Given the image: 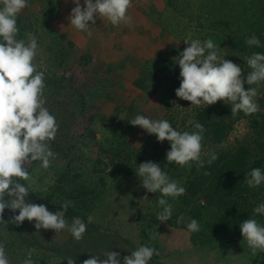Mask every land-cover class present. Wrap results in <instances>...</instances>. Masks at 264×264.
I'll list each match as a JSON object with an SVG mask.
<instances>
[{"label": "trees", "instance_id": "16d2710c", "mask_svg": "<svg viewBox=\"0 0 264 264\" xmlns=\"http://www.w3.org/2000/svg\"><path fill=\"white\" fill-rule=\"evenodd\" d=\"M171 1L168 0L167 3ZM63 2L64 0H27L28 7L17 16V39L27 41V33H33L37 38L38 52L46 56L47 68L41 69L37 66L38 70L45 74L44 93H49L48 97L54 98V102L50 101L51 105L45 106L59 124L56 138L50 142V147L56 154L54 160L61 165V171L45 199L55 206L60 204L56 203L58 201H71V213L66 215V218L71 223L72 218L80 217L86 223L87 230L79 241L66 231L69 236L64 237L62 244L46 246L37 241L33 233L37 230L31 226L32 223L25 220L21 225L12 223L19 241L36 249H50L63 260L69 256L73 257L76 264H82L85 259L101 253L99 247L114 251V247L119 246V251H134L136 247L127 239L89 221L79 209L92 208V202L100 195L99 187L106 184V176L116 179L122 174L136 173L135 167L146 161L158 163L170 179L177 180L186 189L179 197H165L169 203L178 204V212L172 213L169 223L175 219L174 225L181 227L182 223L196 219L200 225L199 232L203 236L200 239L201 245L210 242L220 248L222 244H231L243 239L240 223L246 219L255 218L264 224V215L253 213V209L264 202V183L257 188H249L245 183L246 174L253 168H261L264 171V82L244 85L246 90L248 87L258 90L255 99L259 104V111L251 115H245L243 112L231 115V105L223 101L206 107L197 106L193 109L191 120H184L181 124H177V120L169 113H163L160 119L168 120L172 127L180 132L197 131L191 122H199L204 128L200 157L203 166L195 161L191 162L190 168L175 163L169 164L166 161V152L170 150V142L167 140L161 143L154 135L147 134L139 146H133L130 142V135L137 126L131 125L129 121L134 119L139 107L131 103L121 104L105 112L106 99L110 97L108 92L114 89L115 83L120 79L117 66L108 67L105 60L86 52L83 47L51 26L52 21L60 14ZM187 11L191 22H196L198 30L203 31L197 39L203 42L211 38L218 46L219 54H224L226 58L238 64L246 77L251 71L246 63L247 58L254 52L264 53V0H199V8L194 16L191 8H187ZM183 29L180 32L186 31L185 27ZM252 35L260 39L261 47L246 44V40ZM140 39L137 42L140 47L138 52L145 54L148 46L146 43L141 46L144 39ZM179 43L180 45L170 42L158 49L157 54L149 60H145L141 75L134 84L143 90H150L151 93L170 80L172 84L169 85L173 87L176 83L174 90L177 89L181 78L179 65L174 58L187 47L183 40ZM69 56L74 61L72 66L66 65ZM173 67L176 69L175 74L169 72ZM86 71L90 72L85 73ZM106 80L113 82L107 84ZM98 91L106 93V99L96 97L100 94ZM70 105L73 109L63 113V109L71 107ZM163 105L171 107L172 103L169 99ZM102 112L101 119L111 124L108 134L102 141L97 142L100 148L97 153L99 157L93 159L89 176L85 168L75 166L76 161L70 153L82 147L86 136L91 135L92 121ZM67 115L69 116L65 117ZM243 120L246 121L248 132L244 137L234 136L230 141L235 124ZM68 124L69 133L77 138L72 143L65 139ZM72 124L76 132L72 130ZM205 151L209 153L205 154ZM100 153L103 155L100 156ZM213 155L217 157L214 160ZM37 162L25 164L30 175ZM107 167L108 170H105ZM97 173L103 174L95 179L94 175ZM19 182L28 186L25 180ZM160 196L159 193V196L155 197L159 199ZM181 215L184 220L177 223ZM113 235L115 236L112 237ZM89 241L92 244L89 245ZM63 244L66 252L60 248ZM258 252L255 254L256 258L264 256V252ZM152 261L155 264H164Z\"/></svg>", "mask_w": 264, "mask_h": 264}, {"label": "clouds", "instance_id": "9594fccd", "mask_svg": "<svg viewBox=\"0 0 264 264\" xmlns=\"http://www.w3.org/2000/svg\"><path fill=\"white\" fill-rule=\"evenodd\" d=\"M72 2L75 7L68 17L69 24L78 31L87 32L89 36L92 35L89 22L94 25V17L106 19L113 26L132 24V17L128 14L133 6L132 0H84L83 6L80 0ZM26 7L27 0H0V223L21 225L25 220L35 221L37 233L40 229H52L56 233L67 230L79 241L87 225L78 216L69 223L65 213L71 201L64 202L62 210L49 211L44 204L30 202V185L19 182L30 180L26 163L40 161L43 168L50 166V159L54 157L50 142L56 138L59 129L55 116L45 106V74L34 63L39 50L37 38L33 33H27V41L17 39V16ZM185 42L187 47L174 58L180 68L181 82L175 90L178 98L191 102V105L205 107L223 101L231 105V115L239 112L251 115L259 111L255 99L258 96L257 88L248 87L246 90L244 85L264 82V53L254 52L247 58L246 63L251 71L245 77L238 64L219 54L218 46L211 38L203 42L198 39ZM246 44L262 46L255 35L248 38ZM129 123L154 135L158 142H170V150L166 152L167 163L190 168L191 162L195 161L203 166L200 157L204 128L201 123L191 122L197 130L193 132H180L168 120L150 119L144 115H136ZM216 158L212 156L213 160ZM135 172L147 192L161 194L158 205L163 210L157 214V219L166 222L171 218L173 208L165 197H179L186 189L177 180L170 179L156 162H143ZM245 183L249 188L259 187L264 183V171L253 168L246 174ZM142 200H148L147 195ZM5 209L13 213L18 210V215L5 222ZM253 213L264 215V202L258 204ZM183 220L184 216L181 215L177 223ZM187 229L189 232H199L200 225L196 219H190ZM240 231L253 255L257 251L264 252V224L249 218L240 223ZM153 255H158L155 248L142 245L124 256L122 264H150ZM65 260L67 264H76L73 257H66ZM0 264H9L2 243ZM23 264H33L30 254ZM82 264H121L120 253L105 250L102 256L92 255Z\"/></svg>", "mask_w": 264, "mask_h": 264}, {"label": "rangeland", "instance_id": "374dc122", "mask_svg": "<svg viewBox=\"0 0 264 264\" xmlns=\"http://www.w3.org/2000/svg\"><path fill=\"white\" fill-rule=\"evenodd\" d=\"M167 1L132 0L133 6L128 10V14L132 17L131 25L113 26L106 19L94 17L96 23L93 25L89 22V27H91V32L95 30L97 37H93L96 34L87 36V32L78 31L74 26H71L68 17L75 4L72 0H64L62 3L60 14L52 21L51 26L67 38L72 39L78 46L83 47L86 52L105 60L108 67L117 66V74L120 79L115 83L114 89L108 92L110 97L106 99L107 95H105L106 93L103 94L102 91H98L100 94L96 95V97L106 99L105 112L116 106H121V104L129 105L131 103L136 105L137 108L139 107L134 118L136 115H144L150 119L159 120L162 114L166 112L165 115L168 113L170 116L172 115L177 120V124H181L184 120L186 122L191 120L193 109L197 106L191 105V102L176 96V89L174 90L176 83L172 87L169 85L172 83L168 80L165 85L160 86L151 93L150 90H143L134 84V81L141 75V68L145 60H149L150 57L157 54L158 49L170 42H176L180 45L179 42L183 40V44H186L185 41L189 43L203 33V31L198 30L196 22H191V16L187 11V8H191L192 16H194L199 8V0H172L170 3H167ZM80 3L83 6L84 0H80ZM184 27L186 31L180 32ZM101 33L103 34L101 35ZM137 37L139 38L134 41ZM140 38L144 39V42L140 45L144 46L146 43V46H148L145 54L138 52L140 47L137 46V42L141 40ZM129 48H132L133 52H129ZM225 59L229 60L226 57ZM45 60L46 56L42 52H38L34 63L39 68L46 69L48 64ZM124 61H126V64ZM71 63L74 64V61L69 56L66 59V65L72 66ZM72 70L74 69L72 68ZM89 72L86 71L85 73ZM169 72L175 74L176 69L174 67L170 68ZM112 82V80H106L107 84ZM180 82L181 80L177 85L178 88ZM48 94L44 93V97L46 104L51 105L50 101L54 102V98H49ZM169 99L172 106H164L163 104L167 103ZM70 106L69 108L65 107L63 113L72 110L73 106ZM101 116H103V112L98 113L92 121L91 135L86 136L82 147L70 153L76 161L75 166L85 168L89 176H91L92 161L97 158V153L100 151L97 142L102 141L104 136L108 134V128L111 124L101 119ZM115 123L116 121L113 122V124ZM69 126L70 124L67 126L65 139L72 143L77 138L69 133ZM71 126L72 130L76 132L74 125ZM247 132L246 121H239L235 124L229 139L231 141L234 136L244 137ZM147 134L145 130L137 126L130 135V142L133 146H139ZM204 153L208 154L209 151ZM101 155L103 154L100 153ZM55 158L56 154L50 159L48 168H43L41 162L38 161L30 175V180L27 181L30 185V191L38 198H45L51 192V186H53L55 178L61 171V165L56 163ZM108 168L105 170H108ZM135 168L137 169L138 166ZM97 174L94 175L95 179L103 173ZM105 181V186L99 187L101 192L92 202V208L89 210L79 209L80 213L86 215L88 220L91 218L89 221L102 226L104 230L108 229L110 233H115V235L127 239L136 249L142 245L155 248L158 255H153L150 264H155L152 260L164 264H264V256L256 258V255L251 253L246 241H243V239L236 240L231 244H222L220 248H217V244H211L210 242L201 245L200 239L203 236L200 232L197 234L189 232L186 227L187 223H182L181 227H176L174 225L175 219L170 221L172 224L169 223V220L166 222L158 220L157 214L163 210L158 205V199L155 197L159 196V193L147 192L141 186V180L136 173L122 174L116 179L106 176ZM145 195L148 197L146 201L142 200ZM64 202L58 201L56 203L62 205ZM170 203L173 208L172 213H177L178 209L176 210V207L178 204ZM16 214L18 215V210ZM30 223L34 228L35 221ZM66 231L62 230L56 233L52 229H40L38 233L37 231H33V233H35L38 242L46 246H55L56 244H62L64 237L68 238L69 233ZM0 243L5 246L9 264H23L29 254L33 264H67L65 260L50 249H36L21 243L16 237L12 223H0ZM88 244L90 245L92 242L89 241ZM98 244L100 243L98 242ZM118 247H114V251L120 253L122 264L123 257L130 255L131 250L127 249V252H123L119 251ZM60 248L63 252H66L64 244L60 245ZM99 248L102 251L99 250L101 253L96 255L102 256L107 248Z\"/></svg>", "mask_w": 264, "mask_h": 264}, {"label": "flooded vegetation", "instance_id": "af4514ba", "mask_svg": "<svg viewBox=\"0 0 264 264\" xmlns=\"http://www.w3.org/2000/svg\"><path fill=\"white\" fill-rule=\"evenodd\" d=\"M29 200H31L33 203H36V204H44L46 205V207L49 209V211H57V210H62V206L61 205H58V206H55V205H52L51 203H49L45 198H38L37 196H34V194L32 193H29ZM72 210V209H71ZM70 208L67 210V212L65 213V215L69 216L70 214ZM13 215H16L15 213H13L10 209H5L4 213H3V220H6V219H10L11 216Z\"/></svg>", "mask_w": 264, "mask_h": 264}, {"label": "crops", "instance_id": "0c3cea01", "mask_svg": "<svg viewBox=\"0 0 264 264\" xmlns=\"http://www.w3.org/2000/svg\"><path fill=\"white\" fill-rule=\"evenodd\" d=\"M92 32H93L92 35L96 34V33H95V30H93ZM102 34H103V33H101V35H102ZM86 35L89 36L87 33H86ZM93 37H97V34L94 35ZM138 38H139V37L135 38L134 41L137 40ZM130 47H132V46H130ZM128 51H129V52H133L132 48H129ZM127 62H129V61L127 60ZM124 63L126 64V61H124Z\"/></svg>", "mask_w": 264, "mask_h": 264}]
</instances>
